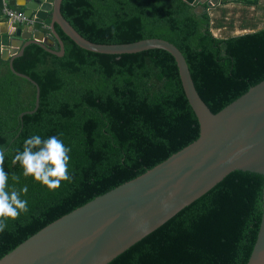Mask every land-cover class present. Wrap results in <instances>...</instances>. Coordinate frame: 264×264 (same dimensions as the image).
Returning a JSON list of instances; mask_svg holds the SVG:
<instances>
[{"label": "trees", "instance_id": "1", "mask_svg": "<svg viewBox=\"0 0 264 264\" xmlns=\"http://www.w3.org/2000/svg\"><path fill=\"white\" fill-rule=\"evenodd\" d=\"M225 3L252 6L257 0ZM1 4L0 0V10ZM217 7L206 2L192 6L185 0H62L61 14L95 44L152 38L170 42L182 53L199 97L215 114L264 80V27L218 38L210 14ZM197 8L202 12L196 13ZM220 15L225 19L224 10ZM56 31L64 45L62 57L30 45L12 62L16 72L39 87V107L31 115L20 119L35 107V86L14 75L9 61L0 59L3 167L9 189L27 186L21 198L28 207L6 221L0 232V258L199 136L198 121L169 53L96 54L79 48L58 27ZM32 135L57 136L70 148L71 180L49 189L22 175L12 161ZM13 174L19 182L11 179ZM263 181L249 172L230 173L108 264H247L261 222Z\"/></svg>", "mask_w": 264, "mask_h": 264}, {"label": "water", "instance_id": "2", "mask_svg": "<svg viewBox=\"0 0 264 264\" xmlns=\"http://www.w3.org/2000/svg\"><path fill=\"white\" fill-rule=\"evenodd\" d=\"M32 27L0 31V59L11 72L36 88L12 62L26 47L36 45L56 57L64 45L56 27L82 50L103 55H130L149 50L169 53L175 60L181 85L199 124L198 138L136 178L95 197L48 224L0 258V264H108L157 230L180 211L204 196L235 171L260 175L264 180V80L217 113L199 97L182 53L170 42L152 38L128 44H95L84 39L61 14L62 0H14ZM192 6L219 0H185ZM202 12L201 8L195 10ZM45 26V28H44ZM262 216L247 264H264V181Z\"/></svg>", "mask_w": 264, "mask_h": 264}, {"label": "clouds", "instance_id": "3", "mask_svg": "<svg viewBox=\"0 0 264 264\" xmlns=\"http://www.w3.org/2000/svg\"><path fill=\"white\" fill-rule=\"evenodd\" d=\"M70 148L66 147L57 136L47 139L32 135L23 142V149L17 150L13 164H19L24 177L56 189L62 181L71 180L69 173ZM5 152L0 148V232L7 227L8 219L17 218L21 212H27V200L21 193H27V186L20 190L9 189V174L4 170ZM11 179L19 182L20 177L13 174Z\"/></svg>", "mask_w": 264, "mask_h": 264}, {"label": "rangeland", "instance_id": "4", "mask_svg": "<svg viewBox=\"0 0 264 264\" xmlns=\"http://www.w3.org/2000/svg\"><path fill=\"white\" fill-rule=\"evenodd\" d=\"M220 1L221 9L216 4L214 6L217 8L210 10L212 23L214 24V29L212 30L214 36L226 38L264 27V0H257L256 5L252 6H242L233 3L222 4V2L228 0ZM221 10L225 11V19L220 15ZM244 27H246V30H242Z\"/></svg>", "mask_w": 264, "mask_h": 264}, {"label": "built area", "instance_id": "5", "mask_svg": "<svg viewBox=\"0 0 264 264\" xmlns=\"http://www.w3.org/2000/svg\"><path fill=\"white\" fill-rule=\"evenodd\" d=\"M1 14L12 28L32 27L37 21L33 15L27 16L23 10H17L10 7L8 0H2Z\"/></svg>", "mask_w": 264, "mask_h": 264}, {"label": "crops", "instance_id": "6", "mask_svg": "<svg viewBox=\"0 0 264 264\" xmlns=\"http://www.w3.org/2000/svg\"><path fill=\"white\" fill-rule=\"evenodd\" d=\"M1 3H2V0H1ZM8 3H9V6L10 7H12V8H17L16 6H15V1L14 0H8ZM6 23H8L7 21H6V19L2 16V14H1V10H0V31H4L5 29H6ZM9 26V28L11 29V25L9 24L8 25ZM11 26V27H10Z\"/></svg>", "mask_w": 264, "mask_h": 264}, {"label": "flooded vegetation", "instance_id": "7", "mask_svg": "<svg viewBox=\"0 0 264 264\" xmlns=\"http://www.w3.org/2000/svg\"><path fill=\"white\" fill-rule=\"evenodd\" d=\"M220 1V0H219ZM221 2V1H220Z\"/></svg>", "mask_w": 264, "mask_h": 264}]
</instances>
